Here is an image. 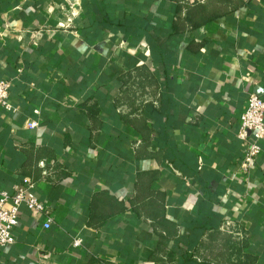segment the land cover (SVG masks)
Returning a JSON list of instances; mask_svg holds the SVG:
<instances>
[{
  "label": "crops",
  "instance_id": "crops-1",
  "mask_svg": "<svg viewBox=\"0 0 264 264\" xmlns=\"http://www.w3.org/2000/svg\"><path fill=\"white\" fill-rule=\"evenodd\" d=\"M69 2L0 0V190L52 220L22 205L0 264H264V0Z\"/></svg>",
  "mask_w": 264,
  "mask_h": 264
},
{
  "label": "built area",
  "instance_id": "built-area-1",
  "mask_svg": "<svg viewBox=\"0 0 264 264\" xmlns=\"http://www.w3.org/2000/svg\"><path fill=\"white\" fill-rule=\"evenodd\" d=\"M79 0H70L66 12L65 23L60 26L66 28L71 25L79 13ZM11 79H0V109L11 110L13 106L9 101ZM34 121L27 122L26 126L32 128ZM242 150L241 169L248 173L263 149L264 143V100L255 93H250L246 99L245 110L241 113L237 132ZM28 188L19 187L12 194L0 190V246L11 245L15 241L13 229L18 223L19 210L24 205L35 215H42L44 229L50 228L51 217L47 216L45 206L36 196L28 194ZM6 202H11L6 205ZM81 238L72 240L73 247L81 245Z\"/></svg>",
  "mask_w": 264,
  "mask_h": 264
}]
</instances>
